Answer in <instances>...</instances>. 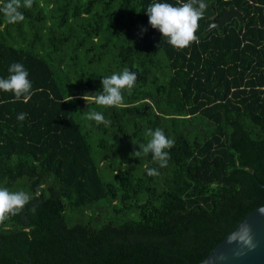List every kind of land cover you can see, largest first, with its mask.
Returning <instances> with one entry per match:
<instances>
[{
    "label": "trees",
    "instance_id": "trees-1",
    "mask_svg": "<svg viewBox=\"0 0 264 264\" xmlns=\"http://www.w3.org/2000/svg\"><path fill=\"white\" fill-rule=\"evenodd\" d=\"M213 1L240 18L205 31L202 16L184 49L146 8L188 0H33L17 23L0 13V78L21 63L33 93L0 91V187L32 197L0 223V264L196 263L264 204V0ZM125 67L137 80L119 106L84 103ZM157 128L174 140L163 168L133 154Z\"/></svg>",
    "mask_w": 264,
    "mask_h": 264
},
{
    "label": "clouds",
    "instance_id": "clouds-1",
    "mask_svg": "<svg viewBox=\"0 0 264 264\" xmlns=\"http://www.w3.org/2000/svg\"><path fill=\"white\" fill-rule=\"evenodd\" d=\"M33 0H7L3 6H0V13H3L8 23H17L24 19L20 9L31 8ZM206 8L203 0H188L187 3H181L179 6H173L169 3L155 2L146 8L148 23L153 29H157L163 38H167L168 44L176 49H184L193 42H198L196 36L199 27L198 21L202 18ZM146 32L147 29H142ZM159 47V45L157 46ZM10 75L7 78H0V91L11 92L15 100L23 99L27 102L32 96V83L29 80V73L21 63H13L8 69ZM137 75L125 67L120 73H113L110 76L102 78V91L95 95H90L88 100L84 95L85 101H90L98 106L115 107L123 102V92L129 94L135 86ZM74 97L69 96V100ZM27 113H19L17 120L24 121ZM85 119L95 121L97 125L104 124L108 126L110 121L105 119L104 115L98 111H90ZM146 135L150 140L146 144L139 145L140 150L134 151L135 156L152 154V158L160 167H166L170 159L167 149L174 146V140L168 138L162 129H149ZM148 175H158L156 169H148ZM32 197L23 190L10 191L6 187H0V223H3L12 216L23 212L26 205ZM34 214L35 206L31 209ZM240 240L248 247H253L251 238L247 232L240 236Z\"/></svg>",
    "mask_w": 264,
    "mask_h": 264
},
{
    "label": "water",
    "instance_id": "water-1",
    "mask_svg": "<svg viewBox=\"0 0 264 264\" xmlns=\"http://www.w3.org/2000/svg\"><path fill=\"white\" fill-rule=\"evenodd\" d=\"M205 5L203 16L210 18L205 31L213 26L220 28L234 15L239 18L241 16L240 10L232 6L225 9L221 17L216 20L213 17L215 14L214 1L210 0ZM245 232L251 238L253 247L246 246L240 240V236ZM191 264H264V204L246 213L202 260Z\"/></svg>",
    "mask_w": 264,
    "mask_h": 264
},
{
    "label": "flooded vegetation",
    "instance_id": "flooded-vegetation-1",
    "mask_svg": "<svg viewBox=\"0 0 264 264\" xmlns=\"http://www.w3.org/2000/svg\"><path fill=\"white\" fill-rule=\"evenodd\" d=\"M217 4V3H216ZM219 5V4H218ZM220 7V6H219ZM230 6H226V7H223L222 9H221V13H220V15L219 16H217V14H218V10H217V7H216V5H215V14H214V18L216 19V20H218L220 17H221V15H222V13H223V11L225 10V9H227V8H229ZM235 16V15H234ZM233 17V16H232ZM231 17V18H232ZM230 18V19H231ZM217 27V26H216Z\"/></svg>",
    "mask_w": 264,
    "mask_h": 264
}]
</instances>
